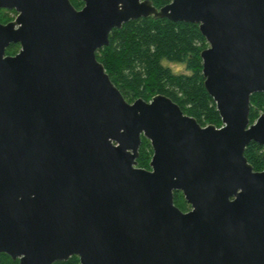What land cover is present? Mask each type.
Instances as JSON below:
<instances>
[{
	"label": "water",
	"instance_id": "1",
	"mask_svg": "<svg viewBox=\"0 0 264 264\" xmlns=\"http://www.w3.org/2000/svg\"><path fill=\"white\" fill-rule=\"evenodd\" d=\"M84 1L0 0L18 13L0 21V178L42 179L38 210L67 211L55 218L83 264H264V169L245 155L264 146V113L250 120L252 94L264 93V0ZM148 16L199 24L222 126L165 94L129 102L113 82L98 50ZM143 136L150 168L137 166ZM47 228L38 256L20 250L23 264L68 256Z\"/></svg>",
	"mask_w": 264,
	"mask_h": 264
},
{
	"label": "trees",
	"instance_id": "2",
	"mask_svg": "<svg viewBox=\"0 0 264 264\" xmlns=\"http://www.w3.org/2000/svg\"><path fill=\"white\" fill-rule=\"evenodd\" d=\"M152 1L160 6L168 0ZM1 10L0 20L4 21ZM207 46L199 24L148 16L114 28L110 44L99 49L97 57L129 102L139 97L149 101L156 94H165L203 126H219L222 119L217 104L204 84L201 51ZM163 60L186 63L191 74H176L162 63ZM251 103L250 120L253 123L264 112V93L252 94ZM153 153L151 141L143 136L138 165L149 167ZM245 155L254 170L264 169L263 145L252 141ZM175 203L182 209L186 207L188 203L183 192L176 191Z\"/></svg>",
	"mask_w": 264,
	"mask_h": 264
},
{
	"label": "flooded vegetation",
	"instance_id": "3",
	"mask_svg": "<svg viewBox=\"0 0 264 264\" xmlns=\"http://www.w3.org/2000/svg\"><path fill=\"white\" fill-rule=\"evenodd\" d=\"M71 1L77 9H82L85 6L84 0H81L83 2L81 7H78L74 0ZM171 1L172 0H168L165 4L157 7L165 6ZM19 44L20 43H17L16 45ZM19 46H21V44ZM17 53L18 52L12 55ZM137 166L141 167L138 164ZM39 180L42 179H38L37 177L0 178V236L3 235V241H1L2 247H6L5 250H0V264H23L27 254L25 252L21 253L20 250L24 248H30L32 255H34L33 253L36 249L35 256H38V246L40 243L39 226L44 227L45 223H48L47 229L52 233V236L57 239L58 244L62 239L65 242L63 246L67 247L64 254L68 256L66 258L57 259L52 264H83L81 255L77 252L70 251V247H68L70 245H66L67 239L64 229L68 227L67 221L65 219L55 218L56 215L58 217L60 213L64 212L66 214L67 211L38 210V188L33 184H38ZM29 184L31 186H28ZM52 191L54 193V190ZM191 209L192 208L183 211H189ZM64 213H62V215ZM47 216L54 217L48 219L45 218ZM62 227L63 233L60 230ZM35 259L36 257H34V260Z\"/></svg>",
	"mask_w": 264,
	"mask_h": 264
},
{
	"label": "rangeland",
	"instance_id": "4",
	"mask_svg": "<svg viewBox=\"0 0 264 264\" xmlns=\"http://www.w3.org/2000/svg\"><path fill=\"white\" fill-rule=\"evenodd\" d=\"M74 2L76 3V5L78 7H81L83 5V2L81 0H74ZM1 14L4 18V21H1L3 23H7L13 19L16 18L17 16V11L15 9H6V8H2L1 10ZM17 44V43H16ZM20 45V44H19ZM19 45H13V46H10V48L8 49L7 48V54H14L16 52H19L20 49H21V46ZM209 47V43H208V46ZM162 63L165 65V66H168L171 68V70L176 73V74H191V71L188 70V68L186 67V63H182V62H173V61H169V60H163ZM152 99V98H151ZM133 102V101H131ZM264 113V112H261V114ZM260 114V115H261ZM259 115V116H260ZM256 121V120H255ZM254 121V122H255ZM223 125V122L221 125H219L218 127L222 126ZM152 159V158H151ZM151 161V160H150ZM145 168H150V163H149V167H145ZM184 195V194H183ZM185 197V196H184ZM187 202V201H186ZM185 203V202H184ZM188 203V202H187ZM180 207V206H179ZM192 208L191 204H187L186 207L182 210H188Z\"/></svg>",
	"mask_w": 264,
	"mask_h": 264
}]
</instances>
